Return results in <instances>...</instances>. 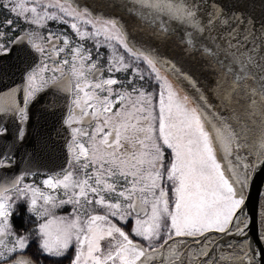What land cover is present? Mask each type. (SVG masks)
Masks as SVG:
<instances>
[{"label": "snow or ice", "instance_id": "1", "mask_svg": "<svg viewBox=\"0 0 264 264\" xmlns=\"http://www.w3.org/2000/svg\"><path fill=\"white\" fill-rule=\"evenodd\" d=\"M0 264H264V0H0Z\"/></svg>", "mask_w": 264, "mask_h": 264}]
</instances>
